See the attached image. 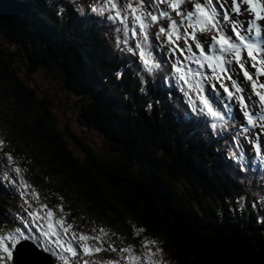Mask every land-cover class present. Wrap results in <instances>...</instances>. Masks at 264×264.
<instances>
[{
    "label": "trees",
    "instance_id": "trees-1",
    "mask_svg": "<svg viewBox=\"0 0 264 264\" xmlns=\"http://www.w3.org/2000/svg\"><path fill=\"white\" fill-rule=\"evenodd\" d=\"M0 1H3L0 4V25L8 27L3 33L6 37L4 43L11 50L0 51V98L9 100L4 108L14 119V129L27 146L31 145L40 152L36 169L41 173L33 171L38 184L83 205L91 203L96 211L112 221L124 222L129 218L150 232L163 236L180 264H264V234L259 231L264 222L260 221L262 225H259L258 218L253 215V220L245 223L244 213L238 207L231 209L237 218L230 219L233 216L224 207V202L226 196L229 200L237 199L232 194L233 187L226 178L220 183L221 177L214 174L221 172L219 165L207 158L204 148L196 143L194 147L185 148L186 155L184 150L174 153V162L167 159L172 156L173 146L162 141L167 156L159 154L157 157L158 150L155 149L160 142L149 141V133L143 140L140 132L147 127L142 123L147 113H143V119L139 118L137 124L132 105L128 106L127 94L131 88L128 87L127 91L119 85L117 94L120 99L104 94L110 87H115L110 74L117 69L118 61L109 55L110 51L99 33H91L83 27L70 32L59 24L57 15L53 16L49 11H57L55 7L39 0H28L21 13H15L6 0ZM39 6L42 7L40 12ZM64 18L68 21L69 14L65 13ZM51 27L54 29L48 37L47 31ZM3 56L9 57L13 63L15 57L26 63L29 80H33L38 71L55 72V77L62 80L69 74L73 80L72 84L67 83L70 89H82L86 93L97 81L109 80L106 88L98 90L100 95L104 94L103 99L84 98L86 102L80 109L86 118V127L98 130L111 142L117 160L100 159L85 144L81 148L88 161L75 157L70 150L69 139L75 144L80 142L76 141L75 135L61 132L52 106L45 101L32 104L36 98V87L26 92L19 87L14 76L11 84L5 81L3 68H7L8 63L2 60ZM124 81L130 84L132 78L127 76ZM114 101L116 103L113 104ZM88 104L98 116L87 112ZM140 108L143 109L142 106ZM164 125L160 124L161 127ZM152 130L158 131V127ZM133 134L142 137V154L146 157L137 154L139 151ZM163 134L167 137L171 132ZM195 139L189 137L184 142ZM119 160L125 163L118 164ZM137 162L142 167L139 175L135 172ZM195 169L196 174L193 173ZM183 179L189 187L188 193L185 188L179 192L168 190L171 180L176 183ZM139 182H143L145 187ZM214 187H217V192ZM219 196L224 206L219 204ZM210 204L217 208V211L213 210L215 213L208 212ZM251 224L252 227H247Z\"/></svg>",
    "mask_w": 264,
    "mask_h": 264
},
{
    "label": "snow or ice",
    "instance_id": "snow-or-ice-1",
    "mask_svg": "<svg viewBox=\"0 0 264 264\" xmlns=\"http://www.w3.org/2000/svg\"><path fill=\"white\" fill-rule=\"evenodd\" d=\"M72 3L75 5L76 0ZM189 3L190 8L183 7ZM89 8L90 14L101 17L100 23L113 26L114 43L120 51L138 56V74L151 75L168 66L167 75L179 82L190 115L211 135L231 139L240 149L239 137L245 136L256 153L247 160V166L257 160L264 163L260 135L247 137L253 128L264 129V0H93ZM65 11L61 6L58 14ZM75 11L84 14L85 8L76 5ZM163 20L168 23H161ZM154 27H158L155 32ZM245 81L250 83V91ZM236 123H240L237 131L223 135ZM245 155L242 150L241 163ZM6 156L9 164H14L13 157ZM11 170L17 174L21 197L29 193L35 205L25 199L28 207L23 213L4 214L8 225H0V264H31L26 257L36 253L50 258L44 264H80L81 259L83 264H165L163 249L156 240L145 238L138 255L132 245L117 248L105 241L103 228H93L96 235L71 231L72 224L40 202L39 193L20 175L23 170L18 166ZM17 178L4 176L12 184H17ZM58 207L63 213V205ZM133 231L138 235L144 229ZM101 251L116 253L117 258L83 259Z\"/></svg>",
    "mask_w": 264,
    "mask_h": 264
},
{
    "label": "rangeland",
    "instance_id": "rangeland-1",
    "mask_svg": "<svg viewBox=\"0 0 264 264\" xmlns=\"http://www.w3.org/2000/svg\"><path fill=\"white\" fill-rule=\"evenodd\" d=\"M35 11V10H34ZM13 15V14H10ZM49 18V17H48ZM57 20L59 21L60 24H62L65 21L64 16L61 14L59 16V18H57ZM31 25L33 27H35V24ZM72 22H69L68 25H71ZM8 27L7 26H1L0 25V33H1V38H0V51L4 52H11L10 50V46L8 44H5V40L6 37L4 36V34L7 32ZM91 32V30H90ZM4 33V34H3ZM61 33V31H60ZM92 33V32H91ZM73 35V34H71ZM62 58V57H61ZM2 60L6 63H8L7 68L4 67L3 68V75H5V81L8 83H12V76H14L16 79H14L15 81L17 80V84L19 85L20 88H23L26 92H28V90H30L33 87L36 90V98L34 100V102H32V104H37L38 102H44L46 101L47 103H49L52 106V109L54 111L55 114V119L58 122V126L59 129L61 130V132L63 133H69V134H73L75 135V139L77 143L75 144L73 142L72 139L70 140V150L72 151V153L74 154L75 157H78L82 160H87L88 161V157H86L85 155V151L84 149H82V145H89V148L92 150H94L96 152V154L98 156H100V159H106V160H117L115 159L117 157V153L113 152L111 149V142L104 136V134L100 133L98 130L86 127L88 126L86 118L84 116H82V111L80 109V106L85 103V100H79L78 98H76V96H81L84 98H88V95L86 93V91L80 89H70V87L68 86V82H70L71 84L73 83V80L70 79L71 75H67L64 76L63 80L61 78H56L55 77V72H48L46 71H38L36 74L37 76L35 78H33V80H29L27 77V73H28V68L26 66V63L21 62L17 59V57H15V59L13 60L14 63L12 62V60L9 57L3 56ZM2 62V61H1ZM64 80L66 81V83L64 84ZM22 87H21V85ZM28 86V87H27ZM30 87V88H29ZM76 92L78 94H76ZM9 100H5L4 98H0V108L4 109V107L7 105V102ZM131 106V105H128ZM133 108V107H132ZM41 109H43V107H41ZM125 110V108H124ZM87 112L93 116H98L99 114H96L92 109L89 108V104L87 107ZM141 112V111H140ZM144 115L142 112L140 113V116ZM133 116H134V121L136 123H138V118H137V114L133 112ZM145 118V122L142 121L143 124H145L147 127H144L142 131H140L143 134V140H146L145 134L149 133V141L153 140V137H157L158 140L160 142H162L163 140L165 141L166 137H164L163 133H166L167 129H169V131H171V128L169 127L170 124L168 123H164L165 125L163 127L158 128V131L152 130V128H156L159 127L157 126L156 123L154 122H150L152 119L151 114H146L144 115ZM83 118L85 121V124H81V119ZM141 120V119H139ZM0 127L7 132V135L9 136V139L15 141L14 142V146L15 147H19L18 142L16 141V138L14 137L13 134L10 133L8 126L4 123L3 120L0 119ZM166 129V130H164ZM168 131V132H169ZM135 143L137 145V150L139 151L137 154L140 156H144L142 154L143 152V145H142V137L140 135L137 134H133ZM172 141V139H171ZM29 143L32 144V142L29 140ZM33 145V144H32ZM31 147L33 149H29L27 147H19L21 150H23L29 157H32L31 154L34 153L35 151L39 152L38 150H36V148H34L33 146H28ZM35 149V150H34ZM92 150V151H93ZM146 151V149L144 150ZM42 152V150H41ZM126 153H128V150H125ZM186 155V153H184ZM148 156V155H147ZM146 157V156H144ZM78 164H80L79 162H77ZM125 163V161L123 160H119L118 164H122ZM78 166V165H77ZM35 167L34 163H33V168ZM38 173H41L39 169H35ZM194 174L197 173V169H195L193 171ZM214 173V172H213ZM217 174V173H214ZM194 180H198V179H194ZM172 181V180H171ZM141 184H139L140 186H144L143 182H139ZM51 186H53V184L51 183ZM181 185L180 183H176L175 187L173 185L168 184V190L169 191H174V192H179L178 190L181 189ZM149 191H152L151 188L148 189ZM210 199V198H208ZM209 202V201H208ZM207 202V203H208ZM208 208V207H207ZM205 208V209H207ZM209 209H211L208 212L211 213H215L213 210L217 211V208L215 207V205L210 204Z\"/></svg>",
    "mask_w": 264,
    "mask_h": 264
},
{
    "label": "bare ground",
    "instance_id": "bare-ground-1",
    "mask_svg": "<svg viewBox=\"0 0 264 264\" xmlns=\"http://www.w3.org/2000/svg\"><path fill=\"white\" fill-rule=\"evenodd\" d=\"M27 1L28 0H11V1H9V0H6V2H9L10 3V7L12 8V9H14V12L16 13V12H24L23 11V7H24V5L25 4H27ZM39 1H41V2H43V3H45L46 4V1L45 0H39ZM0 4H3V1H0ZM44 4V5H45ZM38 11L40 12V11H42L41 9H42V7L41 6H39L38 8ZM47 9H49V8H47ZM49 11L50 12H52V14H53V16H54V14L56 15V12L57 11H54V10H50L49 9ZM65 13H68L69 14V11H67V12H65ZM56 19V18H55ZM69 22H72V24L71 25H68V23ZM69 22H66V23H64V27H65V29H69V31L70 30H77V29H79V28H81V27H83V26H87L88 28H89V31L91 30V32L92 33H99L100 35H101V31L93 24V23H91V22H89V21H87V20H85L84 18L83 19H80V18H78V17H76L73 13H70L69 14ZM53 29H54V27H51L48 31H47V34H49V36L48 37H50L51 35H52V32H53ZM71 32V31H70ZM87 35V34H86ZM89 36V35H88ZM102 36V35H101ZM48 37L46 38V40L48 39ZM102 38L104 39V42H105V44H106V47L109 49V51H110V53H109V55L111 56V57H113V58H115V59H117V60H124V62H125V64H126V62L127 63H130V61L128 60V55H126V56H124V57H122V56H120V55H118L115 51H114V49H113V47L109 44V42L107 41V39L105 38V37H103L102 36ZM90 43V42H89ZM112 62V61H111ZM125 70V68L123 67V71ZM78 71H79V69H78ZM81 71V70H80ZM97 84H99V81H97L96 82ZM136 86L137 87H140L137 83H136ZM134 98H136V99H138V101H140V102H142V98L139 96V95H137V94H135L134 95ZM160 100H162V105H161V107H159L158 108V110L156 111V113L155 112H153V119H154V121L156 122V123H161L162 122V119H164V123H168V124H170V128H171V131L172 132H181L183 135H182V137H179V136H173L172 137V142H174V143H176V142H178L179 143V145H178V147L181 149V148H183V147H185L188 143H185L184 141H186V139H189V137H194V138H196L195 137V134L192 132V130H190L189 128H187L184 124H182V125H176L175 124V121L178 123V124H180L181 122H182V119H181V116H180V120H179V113H178V110L176 111V109L167 101V100H165V99H163V98H160ZM177 108V107H176ZM162 118V119H161ZM144 120H145V118H144ZM166 131H169V129H167ZM164 142V141H163ZM164 144H166L165 142H164ZM177 147V148H178ZM205 150V149H204ZM177 152H179V150H177V149H175L174 150V152L172 153V156H171V158H173L174 156H175V154L177 153ZM205 152H206V154H207V158H209L210 159V161L211 162H213V163H215V164H218L219 166V168H220V170H221V172H217V175H219L220 177H221V181H220V183L222 184V182L224 181V178H226L227 180H228V182L230 183V185L232 186V187H235V186H237L238 184H239V177H238V175L236 174V171H235V169L232 167V166H230V165H223L222 164V158L220 157V156H217V155H214V154H212V153H209L208 151H206L205 150ZM175 153V154H174ZM174 161V160H173ZM175 162V161H174ZM177 163V162H176ZM171 165V164H170ZM172 166H175V165H173L172 164ZM177 167V166H176ZM172 168V167H171ZM174 168V167H173ZM172 168V169H173ZM212 169L214 170V167H213V165H212ZM177 170V169H176ZM176 170H175V172H176ZM180 169H178V171H179ZM176 173H178V172H176ZM175 173V174H176ZM255 181H251V184H252V187L255 185V183H254ZM209 184H211V183H209ZM211 185H213V184H211ZM220 188L223 190V191H226V189L224 190L223 188H222V186H220ZM215 192H217V187H214V189H213ZM226 199V201L224 202V205H225V203L228 201V199H229V196H226L225 197ZM217 199H218V201H219V204H221V205H223L222 204V200H221V197L219 196V197H217ZM223 205V206H224ZM230 214H231V216H233L232 218H230V219H232V220H234L235 218H237L235 215H233L230 211H229V209L227 210ZM262 213L264 214V211H262ZM253 215L255 216V217H257V214H255V213H248L246 216H245V218H246V220H245V223L246 222H250V221H252L253 220ZM258 222H259V225H262V223L260 222V220H258ZM253 225H254V223H252ZM252 224L250 225V226H247V227H252ZM264 224V223H263ZM259 231H261V233L262 234H264V226H263V228L261 229V230H259ZM254 235H256V234H254Z\"/></svg>",
    "mask_w": 264,
    "mask_h": 264
}]
</instances>
